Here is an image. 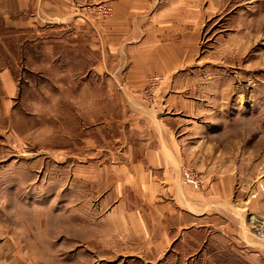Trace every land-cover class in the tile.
I'll return each instance as SVG.
<instances>
[{
	"label": "rangeland",
	"instance_id": "rangeland-1",
	"mask_svg": "<svg viewBox=\"0 0 264 264\" xmlns=\"http://www.w3.org/2000/svg\"><path fill=\"white\" fill-rule=\"evenodd\" d=\"M170 1L173 25L195 34L179 71L160 75L190 83L202 102L191 141L234 176L226 213L211 218L216 231L162 258L113 247L81 165L118 149L131 104L114 79L87 72L103 62V43L107 63H119L114 39L140 36L139 25L100 0L98 13H83L93 25L22 27L17 0H0V264H264V0Z\"/></svg>",
	"mask_w": 264,
	"mask_h": 264
},
{
	"label": "crops",
	"instance_id": "crops-1",
	"mask_svg": "<svg viewBox=\"0 0 264 264\" xmlns=\"http://www.w3.org/2000/svg\"><path fill=\"white\" fill-rule=\"evenodd\" d=\"M99 2L17 0L22 13L16 22L23 27L40 22L88 25L90 20L93 25L95 17L83 13L96 12ZM104 2L117 12L118 21L139 25L140 36L114 39L118 45L115 55L123 57L115 66L106 59L113 53L110 44L103 43L101 49L96 48L104 57L103 62H97L87 72L114 79L126 94L121 103L131 104L129 118L124 119L128 133L122 130L116 138L120 142L118 149H105L111 153L104 156L101 151L105 150L101 149L100 154L97 151L95 158L81 165L89 174L80 181L90 185L93 214L113 231V247L146 249V254L140 256L162 258L171 249L192 248L200 245L201 240L204 245L210 232L217 228L211 218L226 213L234 176L214 159L206 161L200 145L191 141L198 126L193 121L202 102L189 94L188 81L176 78L172 82L165 78L155 86L153 99L142 91L149 75L179 71L180 56L188 54L187 43L194 38L195 29L186 25L179 31L173 25L178 18L172 15V7L178 4L170 0ZM154 23L161 27L156 29ZM128 58L133 62L128 63ZM7 72L4 76L9 81ZM96 141L93 135L89 139V143L99 147ZM185 165H194L201 171L204 182L200 189L183 181Z\"/></svg>",
	"mask_w": 264,
	"mask_h": 264
},
{
	"label": "built area",
	"instance_id": "built-area-1",
	"mask_svg": "<svg viewBox=\"0 0 264 264\" xmlns=\"http://www.w3.org/2000/svg\"><path fill=\"white\" fill-rule=\"evenodd\" d=\"M162 80L163 76L160 74H152L147 77V97L150 99L152 98V90ZM182 179L185 183L192 185L196 189H200L204 182L202 174L199 173L193 166H184L182 168Z\"/></svg>",
	"mask_w": 264,
	"mask_h": 264
}]
</instances>
